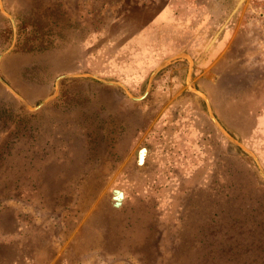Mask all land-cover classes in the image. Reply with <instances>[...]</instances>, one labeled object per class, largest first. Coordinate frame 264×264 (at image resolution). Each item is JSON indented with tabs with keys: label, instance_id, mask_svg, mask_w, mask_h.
Listing matches in <instances>:
<instances>
[{
	"label": "rangeland",
	"instance_id": "1",
	"mask_svg": "<svg viewBox=\"0 0 264 264\" xmlns=\"http://www.w3.org/2000/svg\"><path fill=\"white\" fill-rule=\"evenodd\" d=\"M2 2L0 72L34 106L65 73L140 97L179 56L142 99L63 77L32 110L0 82L37 115L0 118V264H243L264 177L195 90L264 169V0Z\"/></svg>",
	"mask_w": 264,
	"mask_h": 264
},
{
	"label": "water",
	"instance_id": "2",
	"mask_svg": "<svg viewBox=\"0 0 264 264\" xmlns=\"http://www.w3.org/2000/svg\"><path fill=\"white\" fill-rule=\"evenodd\" d=\"M0 8H1V10L10 18V20H11V22H12V26H13V42H12V44H11V46L7 49V50H5V51H3V52H1L0 53V64H1V61H2V59L13 49V47H14V45H15V42H16V40H17V23H16V21H15V18H14V16L11 14V13H9L8 11H6L5 10V8H4V6H3V2H2V0H0ZM177 56H179L178 54L177 55H174V56H171V57H169V58H167L165 61H163L161 64H159V66H157L154 70H153V72H152V74L150 75V77H149V81H148V85H147V88H146V90H145V92H144V94L142 95V96H140V97H136V96H134L131 92H130V90L128 89V87L124 84V83H122V82H119V81H113V80H109V79H106V78H103V77H101V76H99V75H96V74H93V73H65V74H61V75H59L58 77H57V79H56V86H57V89H56V91H55V93L54 94H52V95H49V96H47V97H45V98H43L40 102H39V104H37L36 106H34V105H32L27 99H26V97H24L14 86H12V84H10L5 78H4V76L1 74V72H0V82L13 94V95H15L20 101H22L28 108H30V109H32V110H34V109H38V108H40L42 105H44L46 102H48L52 97H54L58 92H59V87H60V79L61 78H63V77H74V76H87V75H89V76H92V77H94V78H96V79H98V80H100V81H102V82H105V83H108V84H119V85H121V86H123L126 90H127V92L133 97V98H135V99H142V98H144L147 94H148V92L150 91V89H151V85H152V80H153V78H154V76H155V74L163 67V65L166 63V62H168L169 60H171L172 58H174V57H177ZM190 60H191V58H190V56H188V55H186ZM192 69H193V66H192V64H191V66H190V69H189V76L191 75V72H192ZM195 91H197V92H200L203 96H204V98H205V100H206V102H207V105H208V111H209V114H210V117L212 118V120L214 121V123L220 128V130L227 136V137H229L230 139H232L234 142H236L237 144H239V145H241L247 152H249L250 154H252L253 155V157L255 158V160H256V162H257V164H258V166L260 167V170H261V173H262V175H263V177H264V169H263V167H262V164H261V162H260V160L258 159V157L252 152V151H250L249 149H247L237 138H235V137H233L225 128H224V126L220 123V121L217 119V117L214 115V112H213V109H212V107H211V104H210V101H209V99H208V97H207V95L206 94H204L202 91H200V90H195ZM145 153V154H144ZM146 154H147V148L146 147H143L141 150H140V153H139V163L140 164H142L143 162H144V160H145V156H146ZM113 193H114V195H113V198H114V205L115 206H120L121 205V203H122V200H123V198H124V192L121 190V189H114L113 190Z\"/></svg>",
	"mask_w": 264,
	"mask_h": 264
},
{
	"label": "trees",
	"instance_id": "3",
	"mask_svg": "<svg viewBox=\"0 0 264 264\" xmlns=\"http://www.w3.org/2000/svg\"><path fill=\"white\" fill-rule=\"evenodd\" d=\"M30 20L33 21L39 31L46 33L45 26L42 24L43 20L39 16L30 18ZM9 104V107L7 105L4 106V110L2 113L0 112V118L7 124L14 122L16 131L22 130L25 132L32 129V124L29 120L35 118L37 116L36 113L28 112L26 107L15 97L9 101ZM253 235L254 238H252ZM250 239L252 240L248 241L247 246L243 247L242 250H238L237 254L243 258V264H264V226L257 224L255 230L253 229L250 233ZM206 254H208L206 258L209 259L218 257L217 251L213 249L208 250Z\"/></svg>",
	"mask_w": 264,
	"mask_h": 264
},
{
	"label": "flooded vegetation",
	"instance_id": "4",
	"mask_svg": "<svg viewBox=\"0 0 264 264\" xmlns=\"http://www.w3.org/2000/svg\"><path fill=\"white\" fill-rule=\"evenodd\" d=\"M142 148H143V147H142ZM142 148H141V149H142ZM141 149H140V150H141ZM147 151H148V150H147ZM139 153H140V151H139ZM145 157H146V156H145ZM138 160H139V159H138ZM144 161H145V160H144ZM123 199H124V198H123Z\"/></svg>",
	"mask_w": 264,
	"mask_h": 264
},
{
	"label": "bare ground",
	"instance_id": "5",
	"mask_svg": "<svg viewBox=\"0 0 264 264\" xmlns=\"http://www.w3.org/2000/svg\"><path fill=\"white\" fill-rule=\"evenodd\" d=\"M145 154V153H144Z\"/></svg>",
	"mask_w": 264,
	"mask_h": 264
}]
</instances>
